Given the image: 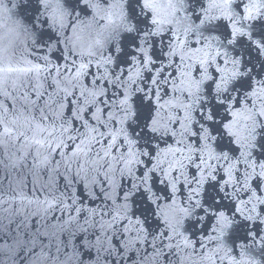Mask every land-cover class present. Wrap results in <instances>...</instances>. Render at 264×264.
Listing matches in <instances>:
<instances>
[{"label":"snow or ice","instance_id":"obj_1","mask_svg":"<svg viewBox=\"0 0 264 264\" xmlns=\"http://www.w3.org/2000/svg\"><path fill=\"white\" fill-rule=\"evenodd\" d=\"M0 12V264H264V0Z\"/></svg>","mask_w":264,"mask_h":264},{"label":"clouds","instance_id":"obj_2","mask_svg":"<svg viewBox=\"0 0 264 264\" xmlns=\"http://www.w3.org/2000/svg\"><path fill=\"white\" fill-rule=\"evenodd\" d=\"M24 2H26V0H24ZM159 11L161 12V14H167L166 13V8L167 6L165 5L164 7H160L159 5L156 6ZM11 27L10 21H8L7 19V14L0 12V31L3 32H7L9 30V28Z\"/></svg>","mask_w":264,"mask_h":264}]
</instances>
